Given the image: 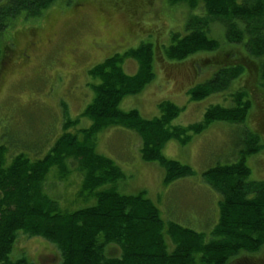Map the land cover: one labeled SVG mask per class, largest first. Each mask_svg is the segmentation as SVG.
<instances>
[{
  "label": "trees",
  "instance_id": "trees-1",
  "mask_svg": "<svg viewBox=\"0 0 264 264\" xmlns=\"http://www.w3.org/2000/svg\"><path fill=\"white\" fill-rule=\"evenodd\" d=\"M57 0H0V52L12 49L8 32L16 22L39 17ZM69 2V0H66ZM195 11L184 23V34H173L164 49L169 60L181 61L200 52H214L219 41L211 35V25L219 23L225 44H242L248 65L256 68V91L264 99V0H169ZM69 4V3H68ZM22 21V22H23ZM19 22V23H20ZM8 33V34H7ZM233 46V45H232ZM2 50V51H1ZM152 45L116 53L93 66L89 77L92 100L78 118L63 123V132L38 159L23 153L8 162L7 148L0 145V264H31L26 259L10 260L17 233L44 238L61 252L59 264H228L235 255L253 254L264 245V181H250L247 155L261 147L255 134L246 133L239 158L217 164L201 174L203 181L220 197L218 218L209 238L173 220L164 222L156 206L143 193L127 195L116 189L124 179L122 169L95 150L96 136L119 127L136 134L143 162L162 168L163 185L190 176L192 170L163 155L170 141L186 146L192 135L205 131L214 122L240 124L245 121L246 92L231 95V105H212L202 119L188 126H172L180 109L166 101L159 104V117L143 119L135 109L123 111L120 102L138 94L153 78ZM10 52V50H9ZM138 64L134 76L121 68L124 59ZM249 69L247 66L219 69L208 81L190 88L193 102L227 90L230 80ZM80 118L90 121L87 128L72 133ZM72 169L80 176L78 196L87 206L74 211L61 210L44 192V181L54 171L64 180ZM172 250L168 251L166 241ZM110 244L121 250L120 258L106 257Z\"/></svg>",
  "mask_w": 264,
  "mask_h": 264
},
{
  "label": "rangeland",
  "instance_id": "rangeland-1",
  "mask_svg": "<svg viewBox=\"0 0 264 264\" xmlns=\"http://www.w3.org/2000/svg\"><path fill=\"white\" fill-rule=\"evenodd\" d=\"M194 13L185 4L169 0H57L39 17L16 22L17 26L8 32L13 37L12 49L2 46L4 51L0 52V145L7 148L8 162L20 153L31 160L41 158L62 134L63 123L78 118L93 97L90 84L97 80L88 75L93 66L113 54L149 43L153 50V78L138 94L122 99L121 110L135 109L143 119H152L160 115L159 104L168 101L181 110L171 125L188 126L199 122L209 106H230L231 95L244 91L247 94L243 100L249 102L245 121L211 123L202 133L192 135L185 148L168 142L163 155L192 170L190 176L178 179L172 186L163 185L164 172L158 164L140 159L137 148L141 141L130 130L112 127L101 131L96 136L95 150L124 172V179L116 187L118 192L143 193L149 200L156 195L157 203H152L164 222L173 220L186 225L208 240L221 197L201 174L217 164L235 162L250 132L258 137L261 147L245 159L250 170L248 180L264 181V99L255 89L257 70L248 65L243 45L225 44L219 23L210 29L219 41L216 51L196 53L181 61L165 57L164 49L171 36L183 35L184 23ZM29 42L35 46L26 58L21 51ZM238 66L249 69L230 80L227 90L199 102L188 97L190 88L205 83L219 69ZM121 68L126 75L134 76L138 64L126 58ZM78 120L70 132L90 125L86 118ZM79 184L80 176L72 169L64 180L50 172L43 186L61 210L74 211L90 204L78 196ZM210 190L218 196L217 203ZM188 208H201L202 213L192 215ZM166 244L171 251L170 240ZM104 250L106 257L120 258L122 254L113 244ZM9 257L12 261L23 258L31 264L62 261L56 245L21 232L15 237ZM228 264H264V245L256 253L235 255Z\"/></svg>",
  "mask_w": 264,
  "mask_h": 264
},
{
  "label": "crops",
  "instance_id": "crops-1",
  "mask_svg": "<svg viewBox=\"0 0 264 264\" xmlns=\"http://www.w3.org/2000/svg\"><path fill=\"white\" fill-rule=\"evenodd\" d=\"M167 145V143L165 144V146ZM165 146H164V148H165ZM185 147H187V145L186 146H184L183 148H185ZM164 148H163V150H164ZM138 149V155H139V149L140 148H137ZM177 181V180H176ZM175 182V181H174ZM174 182H172L169 186H172V184L174 183ZM159 186H160V183H159ZM211 191V190H210ZM164 192H168V190L166 189ZM211 193H212V195H213V199H215L216 200V203H217V201L219 200V198H218V196L214 193V192H212L211 191ZM208 195H210V193L208 194ZM150 200H151V196H150ZM153 203H157V197H156V195H154V196H152V200H151ZM205 202L207 201V199L205 198V200H204ZM200 202H202V201H200ZM214 203H215V201H214ZM216 203H215V205H216ZM217 207V206H216ZM218 210V209H217ZM187 212H189V213H191L192 215H194V214H201L202 212H201V208H198V210L197 209H187ZM185 227H187L186 225H184ZM212 227V226H211Z\"/></svg>",
  "mask_w": 264,
  "mask_h": 264
},
{
  "label": "flooded vegetation",
  "instance_id": "flooded-vegetation-1",
  "mask_svg": "<svg viewBox=\"0 0 264 264\" xmlns=\"http://www.w3.org/2000/svg\"><path fill=\"white\" fill-rule=\"evenodd\" d=\"M48 43H50V41H48ZM34 46L35 43L34 42H29L21 51V55L25 56L26 58H28V56H26L27 52H32L34 50Z\"/></svg>",
  "mask_w": 264,
  "mask_h": 264
}]
</instances>
